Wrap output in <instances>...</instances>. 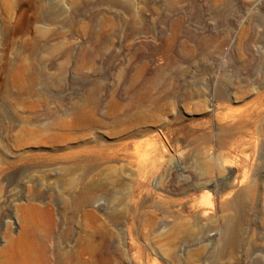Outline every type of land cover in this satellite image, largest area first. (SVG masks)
Masks as SVG:
<instances>
[{
  "label": "rangeland",
  "instance_id": "obj_1",
  "mask_svg": "<svg viewBox=\"0 0 264 264\" xmlns=\"http://www.w3.org/2000/svg\"><path fill=\"white\" fill-rule=\"evenodd\" d=\"M0 264H264V0H0Z\"/></svg>",
  "mask_w": 264,
  "mask_h": 264
},
{
  "label": "bare ground",
  "instance_id": "obj_2",
  "mask_svg": "<svg viewBox=\"0 0 264 264\" xmlns=\"http://www.w3.org/2000/svg\"><path fill=\"white\" fill-rule=\"evenodd\" d=\"M261 101V98H260V100H259V102ZM260 105H261V107L263 106V104L260 102ZM247 124V123H246ZM245 124V125H246ZM247 126V125H246ZM211 185H214V184H211ZM28 235H26L25 236V238H23L22 239V244H23V246H25V247H28V245H29V241H28V237H27ZM27 239V240H26Z\"/></svg>",
  "mask_w": 264,
  "mask_h": 264
}]
</instances>
